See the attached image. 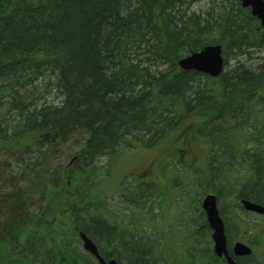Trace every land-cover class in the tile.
Returning a JSON list of instances; mask_svg holds the SVG:
<instances>
[{
	"label": "trees",
	"instance_id": "1",
	"mask_svg": "<svg viewBox=\"0 0 264 264\" xmlns=\"http://www.w3.org/2000/svg\"><path fill=\"white\" fill-rule=\"evenodd\" d=\"M210 44L236 64L217 78L179 68ZM254 53L255 68L241 63ZM177 129L183 147L207 150L180 180L214 194L225 221L228 204L229 237L245 223L239 200L264 206V27L238 0H0V264H97L78 232L118 264H226L202 211L179 241L143 227L167 185L124 188V215L95 180L98 158ZM74 138L83 145L61 169L59 147ZM135 198L149 203L141 217ZM250 237L263 243L264 229ZM179 246L194 249L188 262Z\"/></svg>",
	"mask_w": 264,
	"mask_h": 264
},
{
	"label": "rangeland",
	"instance_id": "2",
	"mask_svg": "<svg viewBox=\"0 0 264 264\" xmlns=\"http://www.w3.org/2000/svg\"><path fill=\"white\" fill-rule=\"evenodd\" d=\"M208 7L209 5L207 1H202L195 4L193 8L195 10H204ZM259 56V53H254L249 60L243 59L241 60V63L255 68L259 62ZM235 64L236 61L228 60V65L224 68V72L228 71ZM179 133L180 129H177L173 133L168 134L161 142L153 147H141L132 143L135 147L133 150H131L130 147L127 150L122 148V153L114 159L107 156L98 158L96 160V166L98 168L99 181L98 179H95L99 182L105 195L108 197V203L114 207L116 212H123L124 215H127L125 209L127 204L122 196L124 188H128L133 182L136 185L148 183L152 188H163L167 185V189L163 188L169 194L165 198V201H159V198H156L155 196H153L150 201L153 204V212H151V216L155 213L157 218L152 222L150 220L147 222L146 219L143 218L144 223H149V226L143 227H145L146 230H157L156 234L159 233L158 235L163 234L172 237L175 240L179 238L178 241L185 237L187 228L191 227V220H193L194 224H198L197 215L202 211L200 204L205 195L201 194L200 189L193 185L189 187V184H185L181 180L183 178V180L186 181L187 173L190 170L195 169V167L202 169L201 164H203L207 157V150L203 143L197 142V144H189L183 147L182 142L176 140L177 137L180 138ZM173 140H175V142H172ZM82 145V139L79 138H74L70 142L60 145L59 153L63 151V154L57 159L59 168L63 169L64 166L69 163L68 156L79 151ZM171 162H173V165H178L181 171L175 170L177 166L171 168ZM176 162H178V164ZM173 181L175 183H173ZM142 190L143 194L148 192L145 189ZM154 194L156 196L160 195L157 192ZM135 200L137 201V198H135ZM197 200H199V204L196 202ZM157 201H159V205H157ZM148 204L149 203L147 202L137 201L135 203V212L138 213L140 210H146V212L150 211L148 209ZM224 207L225 216L229 220L228 224H230L233 214L231 213L228 204H224ZM137 215L139 216L140 214L138 213ZM237 216L242 222L248 221V225L252 226L253 229H258V224L264 222V218L259 216L248 217L247 214L244 215L240 212L237 213ZM231 226L232 228L228 231L229 237L231 238L230 241L233 243L242 240L244 231L239 229L238 231H241L240 233H238V231L235 232L234 226ZM191 228L195 229L194 226ZM197 235L200 234H196V238L198 237ZM193 237H191L187 243H190L191 245L194 244L197 239L192 240ZM178 241L176 243H178ZM253 246L255 250L250 258L252 264H264V244L259 240L255 242ZM180 247L183 246H179V249ZM201 247L202 243L196 250L200 252ZM210 247L212 248L211 243ZM79 248L82 249L81 246ZM183 251H185V254L186 252L187 254L188 252H195L194 249L189 247H183ZM187 254L184 258L188 262L189 259L187 258ZM197 255L198 254H196V256ZM246 263L249 264L248 261Z\"/></svg>",
	"mask_w": 264,
	"mask_h": 264
},
{
	"label": "water",
	"instance_id": "3",
	"mask_svg": "<svg viewBox=\"0 0 264 264\" xmlns=\"http://www.w3.org/2000/svg\"><path fill=\"white\" fill-rule=\"evenodd\" d=\"M243 8H249L250 13L255 17L260 25L264 27V1L263 0H239ZM224 60L222 50L219 45H208L196 52H191L178 61L180 69L193 70L209 77H218L222 70ZM240 204L244 210L263 215L264 207L242 199ZM201 209L204 212L206 223L211 231L213 253L218 257H223L226 264H238L230 256L227 249V241L222 218L217 207V198L213 194H206L201 201ZM84 251L92 255L98 264H117L114 259L104 260L98 253L96 245L83 233H79ZM251 248L242 243H235L232 247L233 256H249Z\"/></svg>",
	"mask_w": 264,
	"mask_h": 264
},
{
	"label": "flooded vegetation",
	"instance_id": "4",
	"mask_svg": "<svg viewBox=\"0 0 264 264\" xmlns=\"http://www.w3.org/2000/svg\"><path fill=\"white\" fill-rule=\"evenodd\" d=\"M248 215V217H254L255 215H253V214H247ZM224 225H225V228H227V226H226V222L227 221H225L224 220ZM246 223H247V226L245 227V230H243L244 231V235H243V239L242 240H240V241H235V243L236 242H242V243H249L250 242V238L248 237V233H249V228H250V225H248V221H246ZM226 231V230H225ZM228 231H229V229H228ZM241 231H238V233H240ZM230 240H231V238H230ZM229 240V237H228V234H227V246H228V250H229V254L232 256V258L237 262V263H239V264H243V259H245V258H249V257H251V256H249V257H247V256H238V257H236V256H233L232 254H231V251H230V249H232V245H233V243L231 242ZM245 261V260H244Z\"/></svg>",
	"mask_w": 264,
	"mask_h": 264
},
{
	"label": "bare ground",
	"instance_id": "5",
	"mask_svg": "<svg viewBox=\"0 0 264 264\" xmlns=\"http://www.w3.org/2000/svg\"><path fill=\"white\" fill-rule=\"evenodd\" d=\"M239 1V0H238ZM229 60V59H228ZM222 72H224V71H222Z\"/></svg>",
	"mask_w": 264,
	"mask_h": 264
}]
</instances>
